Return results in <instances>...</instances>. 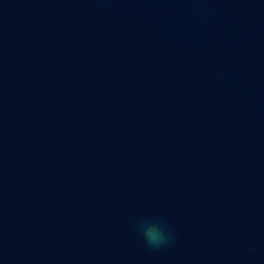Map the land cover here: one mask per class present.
Listing matches in <instances>:
<instances>
[{
    "label": "water",
    "instance_id": "1",
    "mask_svg": "<svg viewBox=\"0 0 264 264\" xmlns=\"http://www.w3.org/2000/svg\"><path fill=\"white\" fill-rule=\"evenodd\" d=\"M0 264H264V0H0Z\"/></svg>",
    "mask_w": 264,
    "mask_h": 264
},
{
    "label": "clouds",
    "instance_id": "2",
    "mask_svg": "<svg viewBox=\"0 0 264 264\" xmlns=\"http://www.w3.org/2000/svg\"><path fill=\"white\" fill-rule=\"evenodd\" d=\"M141 230L146 243L152 248H160L168 242L165 232L160 227L154 226V224L142 225Z\"/></svg>",
    "mask_w": 264,
    "mask_h": 264
}]
</instances>
